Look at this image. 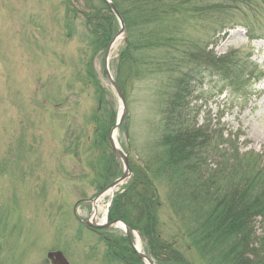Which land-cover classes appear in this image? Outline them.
Returning <instances> with one entry per match:
<instances>
[{
  "label": "rangeland",
  "instance_id": "obj_1",
  "mask_svg": "<svg viewBox=\"0 0 264 264\" xmlns=\"http://www.w3.org/2000/svg\"><path fill=\"white\" fill-rule=\"evenodd\" d=\"M250 3L254 9L218 21L193 19L185 33L191 43L208 45L216 56L232 55L231 77L247 80L245 93L253 96L241 102L245 93L235 94L245 108L226 113L221 127L238 134L242 151L263 154L264 161V10ZM80 16L67 14L64 0H0V264H50L46 255L52 250H60L71 264H122L108 256L105 244V238L121 235V230L92 232L73 213L75 203L84 199L77 214L85 219L93 210L88 200L97 194L99 179L89 165L91 142L94 120L105 112L85 76L91 50ZM115 43L109 59L112 75L122 36ZM103 59V53L93 55V68L106 109L117 118L121 104L104 73ZM162 60L159 72L149 70L122 87L126 114L116 137L129 164L140 165L151 150L163 105L179 76L176 52ZM207 80L206 96L197 101L201 133L213 122V112L227 104L231 89L220 76ZM158 188L159 218L170 238L176 232L174 219L163 184ZM114 191L97 201L100 221ZM256 231L264 233V224L257 223Z\"/></svg>",
  "mask_w": 264,
  "mask_h": 264
},
{
  "label": "trees",
  "instance_id": "obj_2",
  "mask_svg": "<svg viewBox=\"0 0 264 264\" xmlns=\"http://www.w3.org/2000/svg\"><path fill=\"white\" fill-rule=\"evenodd\" d=\"M251 1L264 10V0H112L125 27L113 75L121 90L125 81L154 68L159 72L166 55H179V61H174L179 64V76L163 105L158 135L142 163L129 164L132 176L123 191L115 194L107 212L109 221L121 219L140 234L144 250L156 264H264V233L256 231L257 223L264 224L263 154L242 151L236 142L238 134L221 127L224 111L239 103L234 95L243 96L247 80L231 77L232 55L216 56L207 50L208 45L191 43L185 33L193 19L218 21L254 9ZM64 2L67 14L81 15L91 50L85 76L98 95L100 108L105 106L103 118L94 120L89 162L99 179V192L120 175V163L108 139L115 113L106 109V95L92 58L104 54L119 25L102 0ZM208 76L230 81L232 104L219 110L201 133L196 127L197 101L206 96L203 86ZM160 184L176 229L170 238L159 218ZM105 244L108 256L120 263L144 264L122 234L105 238Z\"/></svg>",
  "mask_w": 264,
  "mask_h": 264
},
{
  "label": "water",
  "instance_id": "obj_3",
  "mask_svg": "<svg viewBox=\"0 0 264 264\" xmlns=\"http://www.w3.org/2000/svg\"><path fill=\"white\" fill-rule=\"evenodd\" d=\"M103 1L108 5L109 9L114 14V16L116 17L117 22L119 24V30H118L117 34L111 39V41L108 43V45L105 49L103 62H104V71H105L106 77L108 79V82H109L111 88L113 89V91L115 92V94L117 95V97L120 101V104H121V109L119 110L115 126L113 127V129L111 130V132L109 134V144H110L112 150L114 151V153L119 158V160L123 166V172L118 178H116L112 183H110L109 185L104 187V189L102 191H100L93 199L90 200L93 203V211H92L91 217H89L87 219H83V218L78 216L76 208H77L78 204L80 203V201L74 205L73 212H74L75 218L81 224H83L86 228L93 229V230L105 229V228H114V226L116 224H122L123 227L121 228V230L123 231L124 236L127 238V241H128L130 248L137 255V257L144 264H156L150 256H148L144 251L137 248L136 241H135V235L139 236V234L136 230L132 229L128 224H126L121 219H115L113 221H107V219L105 218L104 220L99 222L96 215H95V212H94L95 203L97 202V200L101 196H103L106 192L112 191L114 188H118L119 186H121L123 183H125L132 176V171L128 165L127 153H125L119 147L118 142H117V137L114 139V133L117 136V132L119 130L120 124H121V122H122V120L126 114V108H125V102H124V97H123L122 91L119 88V86L117 85V83L115 82V80H114V78H113V76L109 70V58H110L111 49H112L114 43L117 41V39L120 36L124 35L125 27H124L123 19H122L121 15L119 14L118 10L116 9L115 5L112 3V1L111 0H103ZM109 203H108V205H109ZM47 258H48V260H50L51 264H70L66 260V258L64 257V255L61 251L48 252Z\"/></svg>",
  "mask_w": 264,
  "mask_h": 264
},
{
  "label": "bare ground",
  "instance_id": "obj_4",
  "mask_svg": "<svg viewBox=\"0 0 264 264\" xmlns=\"http://www.w3.org/2000/svg\"><path fill=\"white\" fill-rule=\"evenodd\" d=\"M116 46V43H114V45H113V47H115ZM116 138V135H115V133H114V139ZM98 210H99V206H98V204L97 203H95V209H94V212H95V215L97 216V212H98ZM123 227V225L122 224H116L115 226H114V228H117V229H121ZM135 239H136V246H137V248L138 249H140V250H142V242H141V240H140V237H138L137 235H135Z\"/></svg>",
  "mask_w": 264,
  "mask_h": 264
}]
</instances>
